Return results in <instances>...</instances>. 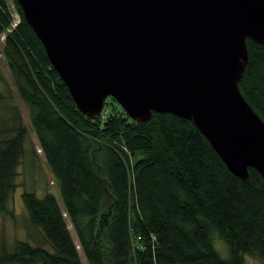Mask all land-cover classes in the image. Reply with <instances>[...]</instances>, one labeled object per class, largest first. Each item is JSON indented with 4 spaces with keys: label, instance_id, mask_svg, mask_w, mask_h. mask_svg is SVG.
<instances>
[{
    "label": "trees",
    "instance_id": "trees-1",
    "mask_svg": "<svg viewBox=\"0 0 264 264\" xmlns=\"http://www.w3.org/2000/svg\"><path fill=\"white\" fill-rule=\"evenodd\" d=\"M13 2L20 23L7 33L4 57L64 210L53 192L24 190L28 222L41 238L2 243L0 264H83L68 218L88 264H245L246 255L264 264V176L252 167L246 180L235 175L195 123L175 114L138 122L113 97L104 119L82 113ZM12 24L0 0V38ZM247 44L239 87L264 120V44ZM1 92L0 212L15 217L9 199L29 132Z\"/></svg>",
    "mask_w": 264,
    "mask_h": 264
},
{
    "label": "water",
    "instance_id": "water-1",
    "mask_svg": "<svg viewBox=\"0 0 264 264\" xmlns=\"http://www.w3.org/2000/svg\"><path fill=\"white\" fill-rule=\"evenodd\" d=\"M82 113L192 120L241 179L264 176V120L240 90L264 0H17Z\"/></svg>",
    "mask_w": 264,
    "mask_h": 264
},
{
    "label": "rangeland",
    "instance_id": "rangeland-1",
    "mask_svg": "<svg viewBox=\"0 0 264 264\" xmlns=\"http://www.w3.org/2000/svg\"><path fill=\"white\" fill-rule=\"evenodd\" d=\"M7 4L13 17V24L6 32L1 34L0 38V73L3 75L5 81L0 82V91L7 96V100L5 101H7L6 103L8 106L15 108V110H17V112L22 116L23 122L27 126L29 136L25 143L26 150L23 161L18 167L19 173L16 179L18 186L9 199V207L14 209L15 217H11L0 212V247L2 243L11 247V245L18 239L34 242L31 238V234H34L36 237L38 235V237L41 238L39 230L33 228L28 222L27 212L22 200V193L24 190H35L39 196L45 194L46 192H53L57 196L59 203L64 210L58 186L53 179L39 138L32 126L29 106L21 98L4 57L3 48L7 39V33L12 32L20 23V17L15 9L13 0H7ZM109 100L110 99L107 97L105 101L108 103ZM1 108L0 101V117H2V114L7 116V113L5 111L3 112ZM0 125L2 126V123H0ZM34 149L36 150L35 153L33 152ZM68 226L71 230V234L80 254L82 263L88 264L78 236L74 231L69 218ZM215 245L220 251L221 256L224 259H227L228 249L224 242L220 238L215 237ZM245 264H262V262L255 257L246 255Z\"/></svg>",
    "mask_w": 264,
    "mask_h": 264
},
{
    "label": "built area",
    "instance_id": "built-area-1",
    "mask_svg": "<svg viewBox=\"0 0 264 264\" xmlns=\"http://www.w3.org/2000/svg\"><path fill=\"white\" fill-rule=\"evenodd\" d=\"M107 114H108L107 110H104V107H103V111H102V113H101V117H102V119H104V118L106 117ZM102 119H101V120H102Z\"/></svg>",
    "mask_w": 264,
    "mask_h": 264
}]
</instances>
